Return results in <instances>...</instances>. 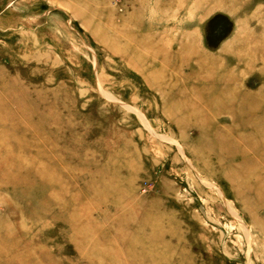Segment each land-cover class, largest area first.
Returning <instances> with one entry per match:
<instances>
[{
    "label": "rangeland",
    "instance_id": "rangeland-1",
    "mask_svg": "<svg viewBox=\"0 0 264 264\" xmlns=\"http://www.w3.org/2000/svg\"><path fill=\"white\" fill-rule=\"evenodd\" d=\"M228 100L264 127V0H0V264H264Z\"/></svg>",
    "mask_w": 264,
    "mask_h": 264
},
{
    "label": "bare ground",
    "instance_id": "bare-ground-1",
    "mask_svg": "<svg viewBox=\"0 0 264 264\" xmlns=\"http://www.w3.org/2000/svg\"><path fill=\"white\" fill-rule=\"evenodd\" d=\"M209 100V98H208ZM211 101V100H210ZM224 102V106L222 105V107H228L230 106L231 108H235V112H237L238 114H246V115H242L243 118V123L245 124V127H247L248 129H251V131L255 132V134L259 137L260 135H264V127H262V121H261V115L259 117V119H256V114H258V112H260V106L257 105V101H245V102H237V103H233L232 100H228L227 102ZM257 102V103H255ZM263 105V104H262ZM218 106V105H216ZM260 108V109H259ZM220 109V108H219ZM263 109V108H262ZM262 113H264V109L261 110ZM262 131H261V130ZM252 132V135H253ZM254 136V135H253Z\"/></svg>",
    "mask_w": 264,
    "mask_h": 264
}]
</instances>
